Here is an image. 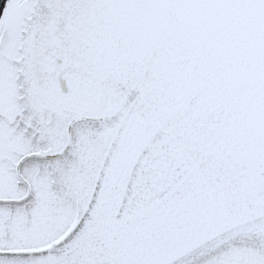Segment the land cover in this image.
Wrapping results in <instances>:
<instances>
[{"label": "snow or ice", "instance_id": "1", "mask_svg": "<svg viewBox=\"0 0 264 264\" xmlns=\"http://www.w3.org/2000/svg\"><path fill=\"white\" fill-rule=\"evenodd\" d=\"M0 264H264V0H0Z\"/></svg>", "mask_w": 264, "mask_h": 264}]
</instances>
